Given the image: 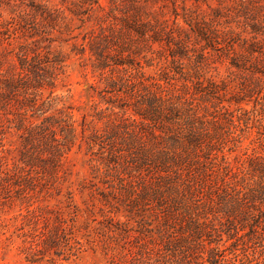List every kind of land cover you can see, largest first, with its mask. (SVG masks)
<instances>
[{"label": "rangeland", "instance_id": "rangeland-1", "mask_svg": "<svg viewBox=\"0 0 264 264\" xmlns=\"http://www.w3.org/2000/svg\"><path fill=\"white\" fill-rule=\"evenodd\" d=\"M93 1L0 0V86L6 102L0 107V264H211L216 253L225 264H264V194L256 190L263 176L251 166L264 161V73L232 66L228 57L212 53L200 74L225 88L219 94V132L231 133L217 147L230 171L223 168L218 151L209 165L212 180L200 189L207 191H197L202 203L189 208L190 214L168 213L153 200L146 204L149 194L131 191L139 178L125 175L121 184L107 153L88 143L96 130L113 133L115 127L122 135L127 126L147 127L133 107L122 106L125 99L110 91V82L124 76L122 67H95L88 36L100 30L102 20L108 22L113 5L100 0L103 8L91 7ZM177 3V16L170 0H157L152 10L164 8L183 26L191 17L219 14L225 27L258 36L264 69V0H187L186 9L185 2ZM55 56L60 64L39 63V58ZM250 59L254 62L256 56ZM137 61L152 80L166 87L169 76L177 92L185 83L187 97L194 92L198 79L188 73L194 70L193 58L174 67L170 57L141 50ZM130 72L140 80L135 66ZM22 76L28 92L38 93L33 107L32 95L21 93L23 86L15 82ZM243 81L259 85L245 96L239 94ZM194 97L201 102L199 95ZM212 102L203 104L213 111ZM47 116L48 142L35 136L27 140V126L43 125ZM65 119L76 128V139L52 176L46 172L49 161L41 158L51 157V138L63 141ZM231 206L237 211H230Z\"/></svg>", "mask_w": 264, "mask_h": 264}, {"label": "trees", "instance_id": "trees-1", "mask_svg": "<svg viewBox=\"0 0 264 264\" xmlns=\"http://www.w3.org/2000/svg\"><path fill=\"white\" fill-rule=\"evenodd\" d=\"M170 1L174 14L179 15L178 0ZM186 1L182 0L185 2L183 9H186ZM94 3L99 8L104 7L100 0L89 2L91 7H94ZM111 3L113 6L108 22L102 20L100 30L88 36L89 49L95 57L96 68L111 67L114 71L115 66L112 65L122 67L124 76L110 82L109 85L112 87L110 91L114 92L116 97L125 99L122 106L133 107L147 127L127 126L122 135L120 129L115 127L113 133L96 130L89 136L88 143L99 145L101 153H107L108 163H113V168L119 175L116 177L121 180V184L125 175L132 181H137L134 180L135 177L139 178L137 184L131 183V191L139 188L142 193L138 196L149 194L146 204H151L153 200L164 206L166 212L169 211L171 214L187 213L189 208L201 205L200 193L205 194L207 190L200 189L206 187V181L208 183L212 180L209 177L213 170L209 165L215 163L218 151L223 153V150L217 147L218 142L221 140L222 143L224 135L231 133L228 129L223 133L219 132L221 122L218 106L223 102L219 94L225 88L211 78L201 79L202 65L212 53H216L217 56L228 57L232 66L253 68L254 74L264 73V69L261 70V50L258 48L260 41L257 40L258 36L245 37L234 28L225 27L219 20V14L211 17L206 15L191 17L189 21L186 20L188 26H183L176 20H171L164 8L159 12L153 11L157 0H111ZM247 9L245 6L244 11L248 12ZM85 11L82 13H88ZM81 20L83 21L82 18ZM87 35L85 34L84 39H87ZM156 44L159 49H155ZM82 48L85 50L86 46ZM141 50L151 53L158 51L165 55L166 59L170 57V63L177 64L174 67H180L184 58H193L194 70L188 73L195 74L198 80L190 98L187 97L190 90L187 83L183 84L180 93L176 91V85L170 83L169 76L165 78L168 79L166 87L160 81L152 80L151 76H146L145 72L141 71L140 61H137V55ZM253 55L256 56V60L251 62L250 58ZM22 60L24 66L28 64L26 57ZM39 60L41 61L39 63H50L52 67L62 62L58 56ZM110 60H113V63ZM134 66L140 72V80H133L132 73L128 74L129 69ZM258 80H261V76H258ZM15 82L21 86L25 83L23 76L18 77ZM257 85H259L257 82L247 84L243 81L239 94L246 96L254 91ZM27 86V84L23 86L21 93L32 95L30 100L33 104L30 105L33 107L36 105L38 93L28 92ZM4 94L3 86H0L1 108L6 104ZM194 95H199L198 99L201 102L195 103L194 100L197 98ZM214 98L216 100L212 102ZM208 101L212 102V107L215 108L213 111L208 104H203ZM20 115L22 127L25 117L22 112ZM49 119H51L49 116L45 117L42 124ZM64 121L62 130L67 131L63 141L60 142L54 134V138L49 140L51 157L41 158L45 163L49 161V171L45 169L52 176H56L63 153L76 139L77 133L73 123L67 122L68 119ZM27 129L29 133L27 140L35 136L45 143L48 142L46 139L48 127L44 124L27 126ZM51 140L54 143L51 144ZM202 157H205V163L201 161ZM221 158L224 161L223 168L230 171L229 165L225 163L224 153L221 154ZM251 166L256 170L261 169L263 182L256 190H261L264 194V161H252ZM118 167L121 171H118ZM134 171L138 175L134 174ZM121 189H124V186H121ZM197 191L200 193L197 194ZM213 191L217 190H212L211 193ZM180 209L183 211H179ZM229 210L237 211L232 206ZM215 255L210 260L211 264H225L227 260L224 256L218 253Z\"/></svg>", "mask_w": 264, "mask_h": 264}]
</instances>
